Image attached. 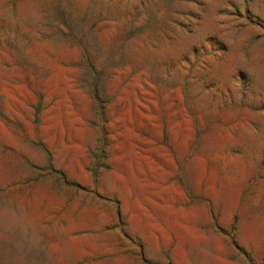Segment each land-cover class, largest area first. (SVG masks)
<instances>
[{"label":"rangeland","instance_id":"374dc122","mask_svg":"<svg viewBox=\"0 0 264 264\" xmlns=\"http://www.w3.org/2000/svg\"><path fill=\"white\" fill-rule=\"evenodd\" d=\"M0 264H264V0H0Z\"/></svg>","mask_w":264,"mask_h":264}]
</instances>
